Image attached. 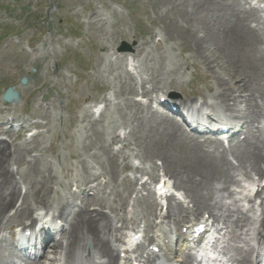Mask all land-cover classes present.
<instances>
[{
	"label": "rangeland",
	"instance_id": "rangeland-1",
	"mask_svg": "<svg viewBox=\"0 0 264 264\" xmlns=\"http://www.w3.org/2000/svg\"><path fill=\"white\" fill-rule=\"evenodd\" d=\"M238 1L245 8L264 9V3L258 0ZM177 4L178 0H0V123L13 116L17 119L14 124H25L18 137L6 143L8 152L13 146L26 148L28 160L38 158L42 169L50 168L59 179L52 186L63 200L70 198L80 203L86 195L94 194L106 199V207L113 205L114 185L108 183L101 170L103 145L115 155L120 181L124 176L133 182L145 176L147 181L155 182L162 171L157 164L160 160L150 158L149 153L145 157L143 146L134 140L138 133L131 116L137 115L139 109L149 110L147 116L152 112L159 115L152 108L154 98L148 102L157 92L171 93L189 106L195 100L203 101L204 108L212 105L216 113L222 110L231 115L212 97L218 82L230 87L231 98L242 94L234 89L231 78L237 63L229 61L230 56L222 53L218 43L208 41L198 49L199 53L195 52L191 45L198 37H192L186 19L178 17ZM258 16L264 21V10ZM228 36L235 50L240 43L237 34L230 32ZM123 43L132 51L118 52ZM128 58L134 59L132 69L125 65ZM22 77L27 78L26 85L20 83ZM128 84L134 88L131 94L125 92ZM9 86L18 91L19 102L8 104L1 99ZM142 97L146 104L136 101ZM238 103L228 100L227 105L235 110L240 122L249 123L254 108ZM97 105L103 106L101 112H96ZM4 126L8 127L2 123L0 139L9 136ZM34 131L38 132L36 138L27 140ZM257 131L264 135V126ZM236 143L237 139L233 148ZM123 162L129 165L124 170ZM85 167L95 175L88 190L80 181ZM24 170L26 165L20 172ZM235 174L231 177L233 185L238 183ZM13 175L21 187L30 189L33 183L39 186L47 172L33 173L30 184L23 182L15 166ZM96 184L100 185L94 188ZM133 188L121 209L107 207L103 212L116 221L124 215L132 227L140 224L147 229L152 217L143 216L137 199L149 193L140 185ZM93 208L99 207L89 204V211ZM199 212L200 217L204 210ZM54 244L52 241L50 246ZM50 252L40 264L54 257Z\"/></svg>",
	"mask_w": 264,
	"mask_h": 264
},
{
	"label": "bare ground",
	"instance_id": "bare-ground-1",
	"mask_svg": "<svg viewBox=\"0 0 264 264\" xmlns=\"http://www.w3.org/2000/svg\"><path fill=\"white\" fill-rule=\"evenodd\" d=\"M178 1L180 2L177 4L178 17L185 18V22L189 26L187 29L189 34L192 37H198L193 40L191 48L199 53L198 49H201L204 43L208 41L218 43L222 53L230 56L229 61L237 63L231 78L235 82L234 89L245 94L244 99L236 96L231 98L233 94L229 91L230 87L219 82L216 94L212 98L218 100L231 113L233 110L227 105L228 100L233 102L235 100L236 103L239 102L240 106V103L245 102L248 107L254 108L252 118L249 116V123L245 121L243 126L247 131L252 132L251 129L256 123L255 133L246 136L243 141H238L232 155L239 163L234 168L239 171L248 168L247 173L258 175L264 171V135H258L257 131L258 126H264L261 124V121L264 122V21L258 16L255 9L243 7L238 0ZM251 22H256L255 26H252ZM230 32H235L237 40L240 42L235 50L231 47L232 38L228 36ZM132 61L134 60L125 61V65L131 67ZM207 66L209 67L208 64ZM152 85L154 86L152 88H155L156 84L152 83ZM127 86L128 91L126 89L125 92L131 94L134 88L129 84ZM148 92L144 91V94ZM105 101L109 100L105 98ZM136 112L137 110L134 111V113ZM148 113L149 110L139 109L137 115L131 116L134 117L135 134L138 133L134 140L143 146L145 157L149 153L150 158L158 157L162 161L161 168L165 171V175L174 179L176 188L182 190L185 197L192 203V207L189 208L180 201H175L167 206L165 212L159 214L158 234L152 238V241L161 242L162 238H165V242L162 241L165 262L179 261L180 264L193 262L189 253H180L181 245L176 244L173 250L171 243L176 240L177 234L176 231L173 234L168 229V225L172 224L177 227L187 218L197 217L202 209L210 214L213 221H216V225L218 222L221 223L225 230L224 238L228 236L230 241L227 244V249L235 247V239H238L242 246L248 245L246 236L250 231V224L243 219L241 208L232 204L229 208L225 207L224 212L221 210L224 206L223 200L229 198L234 192L233 190L230 192L228 189L232 179L231 168L233 166L226 161V151L216 147L218 142H213L211 146L214 148L208 149L205 142H199L197 139L192 140L191 137H188L177 121L154 112L147 116ZM121 114L122 118L128 119L125 113L121 112ZM153 116H155L154 120L149 119ZM236 116L239 119L238 115ZM115 137L117 138L116 135L113 136L112 142H115ZM135 144L137 143L135 142ZM8 149L6 141L0 139V249L2 252L0 264H12L14 254L10 247L13 248V241H8L6 237L7 234L13 235V227L27 222L32 224L35 221L33 214L38 211L42 214V211L46 210L45 217H48L51 208L54 210L51 212L53 217L60 219L64 216V220L68 221V226L62 231L63 241L56 243L52 249V252H55L53 253L54 258H51L48 264H121L122 260L126 262L130 260L128 256L125 259L120 258V252L113 248V243H117L118 248L125 247L124 243L120 244L123 239L121 234L120 236L118 234L122 226L117 227L114 219H110L103 209L107 207L111 210L121 209L137 181L133 182L126 176L120 181V168L111 149L102 146L100 164L108 183L114 185L113 205L110 203L106 207L107 201L104 197L91 196L82 200L81 206L73 205L68 214L67 209L70 207V202L67 203L63 200L52 186L59 183V179L52 175V170L48 167L42 169L38 158L28 160L29 151L26 148L13 146L11 153L8 152ZM187 156L188 158H186ZM122 164V170L129 167L127 162ZM22 165H26V170L23 173L20 172ZM14 166L24 183H32L33 173L47 172V177L39 186L33 183L30 189L22 188L11 171ZM135 169L137 171L138 168ZM83 173V179L80 181H83L87 186L89 179L95 175L90 173L87 167L83 169ZM144 187H146V183L142 185V188ZM243 187L244 185L239 194L244 199L247 194L244 193ZM16 203L18 205L15 208ZM88 203H94L99 208L89 211ZM137 203L143 216L146 214L149 217L158 215V203L150 191L146 197L138 198ZM261 213L263 221V209ZM117 221L125 223V226L129 224L124 215H121ZM258 234L264 238V225H260ZM178 235L181 236V233ZM112 238H114L113 241ZM57 248L59 252H56ZM136 250H139V246L135 248ZM201 256H205L204 253ZM229 261L231 264H254L248 253L232 257L230 260L227 257L221 264H230ZM206 262L220 264V261L214 263L207 260ZM37 263L38 260L27 261L25 264Z\"/></svg>",
	"mask_w": 264,
	"mask_h": 264
},
{
	"label": "water",
	"instance_id": "water-1",
	"mask_svg": "<svg viewBox=\"0 0 264 264\" xmlns=\"http://www.w3.org/2000/svg\"><path fill=\"white\" fill-rule=\"evenodd\" d=\"M125 47L123 46L121 49H124ZM22 83H25V78L22 80ZM3 98L7 101H11L13 99L17 100L18 99V94L16 91H14L11 87L7 89L5 92Z\"/></svg>",
	"mask_w": 264,
	"mask_h": 264
}]
</instances>
